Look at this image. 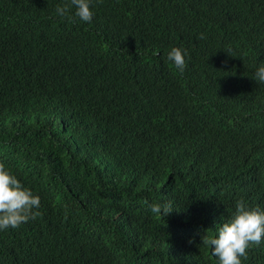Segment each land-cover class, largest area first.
<instances>
[{
    "label": "trees",
    "instance_id": "1",
    "mask_svg": "<svg viewBox=\"0 0 264 264\" xmlns=\"http://www.w3.org/2000/svg\"><path fill=\"white\" fill-rule=\"evenodd\" d=\"M64 3L0 0V163L41 199L0 264H216L206 230L264 209V0Z\"/></svg>",
    "mask_w": 264,
    "mask_h": 264
},
{
    "label": "clouds",
    "instance_id": "2",
    "mask_svg": "<svg viewBox=\"0 0 264 264\" xmlns=\"http://www.w3.org/2000/svg\"><path fill=\"white\" fill-rule=\"evenodd\" d=\"M73 7L75 17L86 23L92 21V0H66L63 5H57L56 13L61 19L74 22V17L70 15ZM198 38L204 39V35ZM167 60L172 61L181 72L186 67L185 53L181 48L173 47L167 54ZM255 80L264 83V63L257 68ZM40 204V196L25 187L15 174L0 163V230L17 228L36 219L41 215L37 211ZM148 207L156 218L168 217L173 211L171 203H151ZM201 240L202 246L210 249L216 264H242L241 258H247L250 248L264 243V209L252 207L243 199L237 200L230 217L217 224L214 231L207 229Z\"/></svg>",
    "mask_w": 264,
    "mask_h": 264
}]
</instances>
